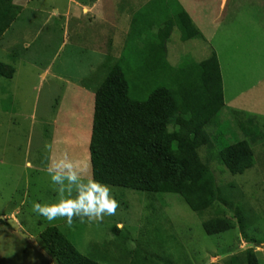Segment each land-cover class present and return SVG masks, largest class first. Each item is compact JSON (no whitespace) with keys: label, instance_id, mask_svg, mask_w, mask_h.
Returning <instances> with one entry per match:
<instances>
[{"label":"rangeland","instance_id":"374dc122","mask_svg":"<svg viewBox=\"0 0 264 264\" xmlns=\"http://www.w3.org/2000/svg\"><path fill=\"white\" fill-rule=\"evenodd\" d=\"M151 1L14 0L22 12L0 36V62L17 70L13 80L0 78V264H55L39 239L51 226L103 264H128L137 251L154 254L161 264H247L246 251L252 248L264 264L262 138L253 146V169L238 176L215 171L218 185L233 196L218 205L237 225L216 237L208 236L202 220L173 194L110 187L118 207L100 221L73 217L68 224L58 217L48 222L31 211L34 201L76 199L88 190L95 94L125 54L133 16ZM177 1L205 41L183 43L176 28L171 40L176 57L170 63L178 67L188 58L201 62L216 53L226 105L236 102L243 114H257L264 135V0ZM240 139L226 135L219 141L229 145ZM57 172L61 182L51 179ZM71 174L74 181L67 178ZM237 204L259 215V223L241 228ZM213 217L210 212L204 219ZM104 244L108 255L99 253Z\"/></svg>","mask_w":264,"mask_h":264},{"label":"trees","instance_id":"16d2710c","mask_svg":"<svg viewBox=\"0 0 264 264\" xmlns=\"http://www.w3.org/2000/svg\"><path fill=\"white\" fill-rule=\"evenodd\" d=\"M21 12L14 0H0V36ZM132 19L125 54L95 94L89 143L92 178L112 188L178 195L202 220L208 236L234 231L237 225L218 205L233 196L218 185L215 171L238 176L254 168L253 146L264 139L257 124L260 118L243 114L236 102L226 105L216 53L201 62L187 57L178 67L170 63L176 57L171 49L176 28L183 43L205 41L177 0H153ZM138 23L151 25L143 29L141 24L140 29ZM16 73L13 65L0 62V78L13 80ZM238 134L241 139L229 145L219 141ZM244 208L237 204L241 228L259 223L260 216ZM210 212L215 217L205 220ZM114 232L120 233L117 228ZM65 234L57 226L40 234L41 245L55 264H103L92 253L82 254ZM98 247L103 249L100 254L110 253L108 244ZM253 249L246 251L247 264H260ZM128 264L161 261L137 251Z\"/></svg>","mask_w":264,"mask_h":264},{"label":"clouds","instance_id":"9594fccd","mask_svg":"<svg viewBox=\"0 0 264 264\" xmlns=\"http://www.w3.org/2000/svg\"><path fill=\"white\" fill-rule=\"evenodd\" d=\"M67 178L74 181L76 176L71 174ZM51 179L55 182H61L63 177L57 172L51 176ZM117 207L118 202L112 195L110 187L92 179L88 185V190L76 199H60L56 203L34 201L31 205V211L48 222H52L58 217H64L67 223L71 224L73 217L100 221L106 215H114Z\"/></svg>","mask_w":264,"mask_h":264},{"label":"water","instance_id":"95a60500","mask_svg":"<svg viewBox=\"0 0 264 264\" xmlns=\"http://www.w3.org/2000/svg\"><path fill=\"white\" fill-rule=\"evenodd\" d=\"M7 223L10 224L11 226H13V228H14L15 230H18L19 227H18V225L16 224L15 221H13V220H8Z\"/></svg>","mask_w":264,"mask_h":264},{"label":"crops","instance_id":"0c3cea01","mask_svg":"<svg viewBox=\"0 0 264 264\" xmlns=\"http://www.w3.org/2000/svg\"><path fill=\"white\" fill-rule=\"evenodd\" d=\"M96 7H97V6H95V7L92 8L93 11L97 10ZM95 12L97 13V11H95ZM55 14L59 15V14H58V11H55ZM173 50H175V49H173ZM173 50H172V52H173ZM175 54H176V50H175ZM106 57H107V56H106Z\"/></svg>","mask_w":264,"mask_h":264}]
</instances>
